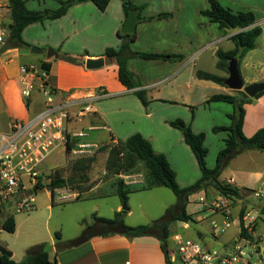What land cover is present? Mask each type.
<instances>
[{"label":"crops","instance_id":"1","mask_svg":"<svg viewBox=\"0 0 264 264\" xmlns=\"http://www.w3.org/2000/svg\"><path fill=\"white\" fill-rule=\"evenodd\" d=\"M23 1L29 10L43 11L58 9L61 1L64 0ZM132 1L141 9H136L140 19L134 33L135 39L130 44L131 50L180 55L179 58L170 60H145L138 57L128 60V69L141 82V88L147 91L150 104L145 107L133 90H129L119 81L118 64L114 57L109 66L99 69L86 68L87 59L102 58L107 55L108 49H118L122 43L128 41L127 38L119 35V33L126 34L121 31L127 20L122 0H116L114 3L110 0L105 11L99 10L93 2L87 1L70 7L68 12L60 18L45 19L43 22L28 25L22 33V39L26 44L24 48L2 51L3 45L0 46V133L9 132L13 120H29L45 108L46 98L42 87L52 91L56 104L66 98H74L76 102H81L78 104L82 105L92 97L94 106L92 113L78 118L76 117L77 107H73L66 121V129L71 136L78 132H83L85 135L74 138L70 142L72 145L70 151L68 146L60 145L49 157L54 154L64 156L67 154L76 160L95 157L94 165L100 157H103L105 159L103 174L107 175L106 162L109 149L126 141L134 134H141L151 142L157 153L167 157L176 172L179 185L185 188L200 179L201 171L194 153L184 141L182 130L173 127L170 122L182 119L195 133H205V146L216 165L217 156L225 146L228 132L214 133L212 131L218 125L214 121L210 123L213 119L209 117L211 110H207L206 105L212 95L234 93V90L226 85L222 86L197 77V71H207L197 67L194 60L196 48L193 45L194 43L204 44L206 48V44L207 46L215 44L212 54L216 55L218 49L225 51L233 49L234 44L230 38L241 30L221 29L217 23L211 22L208 17L202 15L201 11L209 8V0H201L208 1L207 7L205 2L200 4V0ZM220 2L233 12H253L257 19L251 27H261V36H264V0H220ZM164 13L170 16L155 18ZM11 21L10 8L6 19L9 27ZM32 46L43 49L45 53H20L21 50H30ZM50 48L57 56L49 59L46 52ZM256 50L257 45L238 65L241 78L247 85L264 82V49L260 52ZM63 54L77 59L78 62L62 59ZM43 62L50 65L46 82L43 84L41 80L35 79L36 90L32 97L25 101L21 96V67L29 64L41 67ZM219 76L227 78L228 74ZM101 92H105L107 96L101 99L93 98ZM196 96L199 99L197 103ZM192 108H197L196 111L200 114L197 115ZM244 109L242 132L246 137H251L257 130L264 128V93L244 104ZM228 114L230 112H224L225 116ZM207 124L208 127H206ZM230 125L231 121L227 126ZM214 143L213 148L211 146ZM78 144L90 145L89 151L84 154L76 153ZM210 148H212V154ZM56 167L58 166L47 170L42 166L41 173L54 172ZM111 177L114 179L111 183L114 188L112 193L116 195L117 180L122 178L125 186L138 187L144 185L146 171L122 172ZM219 179L236 187L239 196H223L212 187L194 191L189 196L186 206V213L192 216V220L173 221L172 223L177 222L179 225L175 228H170L172 223L169 225L170 238L175 234L181 235L179 232L181 229L190 230L191 226L199 221V210L192 206L198 204L203 209L202 212H205L212 220V230L209 234L196 231L205 247L211 249L213 242L220 243L223 248L217 251L225 253L233 250L238 244L241 210L244 208L245 213L253 209L260 212L264 208V197L255 196L256 191L264 190V152L250 149L235 155L226 161ZM105 185L108 183L95 184L82 194L100 190ZM39 190L38 187L36 192ZM69 190V188L55 189L53 198L51 194L52 202L55 201L58 192ZM200 197H205V202L202 204L199 201ZM77 198L78 196L75 199ZM225 205L228 206L231 224L221 234L216 235L213 223L222 225L225 221L223 213L217 206ZM8 208L13 209L9 206L7 211ZM95 208L98 209V206ZM122 209L121 202L112 207L114 215ZM131 215L132 210L129 208L124 216L125 224ZM217 217H221L220 222L215 219ZM127 225L130 226V224ZM247 233L251 235L249 240H251L252 250L241 264H259L258 260L264 254V215L258 216L253 231ZM53 243L54 240H52L54 248ZM239 244L245 245V242L240 241ZM39 245L36 244V246ZM5 248L8 247L5 246ZM27 250L29 251L30 248ZM12 253L13 259L14 252ZM254 257L256 261H253ZM54 258V261L50 259L53 264H167L161 242L156 234L128 237L115 231L95 233L78 246L55 251Z\"/></svg>","mask_w":264,"mask_h":264},{"label":"trees","instance_id":"2","mask_svg":"<svg viewBox=\"0 0 264 264\" xmlns=\"http://www.w3.org/2000/svg\"><path fill=\"white\" fill-rule=\"evenodd\" d=\"M87 1L93 2L101 11H105L110 3V0H64L61 1L60 7L56 10L32 11L26 7L23 0H9L12 21L10 23V35L8 40L14 44L15 48H24L26 44L22 39V33L28 25L36 22H43L45 19L60 18L68 12L70 7ZM122 1L126 16H128L129 11L131 10H140L139 7L134 6L130 0ZM201 14L208 17L211 22L217 23L221 29L241 30L230 38L234 44L233 49L228 51L218 49L216 52V56L218 57V68L224 70L228 74V65L233 58L238 60L239 65L245 55L256 48V41L262 35V28L259 26L251 27L255 24L257 19L253 12H233L231 9L224 7L220 0H209V8L201 11ZM168 16H170V14L164 13L155 18ZM146 19L149 20L152 18ZM119 35L127 38L128 41L122 43L118 49H108L106 54L116 59L118 64L119 81L129 90H133V93L138 97L141 103L147 107L150 104L147 91L141 88V82L136 75L128 69V60L133 57L145 60H170L179 58L180 55L135 52L132 51L130 47V44L135 39V34L129 35L119 33ZM61 58L70 62H78L77 59L65 54H63ZM41 67L49 73L50 65L48 63H41ZM196 75L201 80L225 86V77L200 70L197 71ZM237 93H240L239 96L236 93L216 94L212 95L208 100V102H226L234 106V112L229 115L231 125L216 126L212 129L214 133H219L221 131L228 132V136L225 139V146L220 150L214 168H209L207 165L208 150L205 146L206 134L203 132L195 133L191 126L187 125L182 119L170 122L173 127L182 130L184 141L194 153L201 171L200 179L189 187L183 188L179 186L176 172L171 167L167 157L164 154L157 153L151 142L145 139L141 134H134L126 141L112 146L109 149V155L106 162L107 175L111 176L122 172L135 173L145 170L146 181L144 185L127 187L122 178L117 180L115 182L116 195L120 198L123 209L120 212H116L114 217L110 219L98 217L96 214H93L95 228H91V225H88L83 230L82 234L73 240L60 242L61 234L56 232L55 237L58 239V242L56 243L57 251L78 246L88 240L91 235L98 232L110 233V231H115L128 237L156 234L161 242V248L164 252L166 263L175 264L171 261L170 256L169 225L173 221L189 222L192 220V216L186 213L189 196L194 191L212 187L223 196L238 197L239 191L236 187L230 186L219 179L226 161L235 155L250 149L264 152V128L257 130V132L251 137H246L242 132V124L245 117L244 104L251 102L254 98H258L264 93V91L258 93L254 98H250L243 91H237ZM67 146L68 151H70L72 145L69 143ZM94 163L95 157L81 158L77 159L72 166L76 173L79 172V176L83 179L82 182L88 181V174L86 173L92 169ZM49 179L50 183L48 186L52 198L54 197L55 189L68 188L73 184V179L62 177L59 170L54 171L53 174L49 176ZM38 187H43L40 182ZM153 187L169 188L177 196V203L167 209L164 218L156 220L152 224L138 226H128L125 224L124 216L129 209L127 205L128 194L137 189H151ZM85 191L86 190H80L78 198ZM6 211L7 206H0V219H2L1 226L3 230L13 233L16 230V221L12 213L4 215V212ZM244 214L245 209L243 208L240 212L241 225ZM82 223L83 225H86L85 220ZM242 238L249 240L251 235H249L246 230L242 229L239 239ZM0 264H53V262L49 258L47 248L42 244L32 247L21 262H16L14 259L0 254Z\"/></svg>","mask_w":264,"mask_h":264},{"label":"rangeland","instance_id":"3","mask_svg":"<svg viewBox=\"0 0 264 264\" xmlns=\"http://www.w3.org/2000/svg\"><path fill=\"white\" fill-rule=\"evenodd\" d=\"M114 2H116V0H113V3ZM130 2L134 6L138 7L132 0H130ZM202 2L205 1H201L200 4ZM205 3L207 7L208 1ZM139 9H141V7H139ZM256 43V51L260 52L264 49V36H260ZM193 46L196 48L194 60L199 69H203L216 75L226 74L224 70L219 69L217 66L218 57L215 54H212L215 44H210V46H207L206 44V48L204 44L199 45L194 43ZM234 93L238 96L240 94L237 93V91H234ZM195 99V102L197 103L199 101L197 96ZM206 108L207 110H211L209 117L213 120H211L210 123L214 121V123L218 126H227V124L230 123L231 119L229 115L234 112V106L232 104L211 101L207 103ZM192 109L195 111L197 110V108ZM226 111L230 112L228 116L224 115V112ZM195 113L197 115L200 114L198 111ZM206 127H208V124ZM211 147L214 148L215 143ZM211 150L212 148H210V152ZM104 161L105 159L103 157L98 159L92 169L86 173L88 174V181L86 182H82L83 179L79 176V172L76 173L74 171L72 166L76 162V159L72 158V156H67V154L66 156L54 154L45 161L43 166L47 170L58 166L53 171L59 170L61 175H65L66 178L69 177L73 179V184L68 187L70 190L65 191L66 193L78 194V192L80 193V190L87 191L93 185L99 183H108V185L103 186L100 190L84 193L77 199L73 196L69 199H61L60 201H57L56 198L58 196L56 195L55 201L52 202L51 191L49 190L48 185L50 183L49 176L52 175L53 172H42L39 182L43 187H39L40 190L38 192L32 191V195L35 199V209L16 213L8 208V211L4 212V215H9L10 213L14 215L16 230L13 233L6 230H0V243L4 247L7 246L8 250L14 252L13 259L16 262L23 261L27 255V249H31V246L35 247L36 244H44L50 253V259L54 261L55 251L57 252L56 243L58 242V239L55 237L56 232L61 234V240H59L60 242H67L79 237L88 225H91V228H95L93 213H96L102 218L110 219L114 217L112 207L119 204L121 200L118 196L112 193V190H114L111 185L114 181L113 177L103 174ZM207 165L209 168H213L215 166V163L210 157V153L207 157ZM176 203L177 196L167 187L151 189L141 188L131 191L128 194L127 205L132 210V215L127 218L126 223L130 224V226L152 224L154 221L164 218L166 216L167 209ZM95 206H98V209H96ZM192 206L199 210L198 215L200 219L191 226L190 230L181 229L179 232L185 238L200 241L204 244L201 238L198 237L196 231L209 234L212 230V220L205 212H202L203 209H201L198 204H194ZM215 219L218 222L221 221V217H217ZM84 220L86 221V225H83L82 223ZM1 222L2 219H0V226ZM177 225H179V223H172L170 228H175ZM52 240H54V248L52 247ZM222 248L223 247L220 243L213 242L211 244V249L220 251ZM53 249H55V251H53ZM253 261H256V257L253 258Z\"/></svg>","mask_w":264,"mask_h":264},{"label":"built area","instance_id":"4","mask_svg":"<svg viewBox=\"0 0 264 264\" xmlns=\"http://www.w3.org/2000/svg\"><path fill=\"white\" fill-rule=\"evenodd\" d=\"M10 11L9 0H0V46L9 38L10 27L6 23ZM48 72L34 64L21 67V96L28 101L36 85L35 79L45 84ZM45 94V108L29 120L15 119L11 123L9 132L0 133V206L12 207V211L20 213L35 209V199L32 191L38 190L41 168L47 158L58 146H67L74 138L83 137V132L71 136L66 129V121L73 107H77L76 117L82 118L94 111L93 99L86 101V104H78L74 98H66L56 104L52 91L42 87ZM101 92L94 99L106 97ZM90 145L78 144L76 153L84 154L89 151ZM58 201L77 197L78 194L58 192ZM258 198L264 197V190L255 192ZM200 203L205 202V197L199 198ZM225 217L222 225L213 223V230L216 235L221 234L230 227L228 206H217ZM259 210L247 211L242 217V225L239 227V234L242 229L247 232L253 231ZM244 241L245 245L239 244ZM169 246L171 261L175 264H241L252 250L250 240L238 239L233 250L222 253L205 247L200 241L183 238L175 234L170 238ZM264 264V254L258 260Z\"/></svg>","mask_w":264,"mask_h":264},{"label":"water","instance_id":"5","mask_svg":"<svg viewBox=\"0 0 264 264\" xmlns=\"http://www.w3.org/2000/svg\"><path fill=\"white\" fill-rule=\"evenodd\" d=\"M139 16L136 10H131L128 13L126 23L122 27L121 31L126 34H134L136 32L137 23L139 21ZM15 46L11 41H7L3 44L1 50L6 51L8 49H14ZM21 54H44L45 51L37 46H32L30 50H21ZM47 58L56 57L57 54L55 51L50 48L46 52ZM113 62V58L109 55H106L102 58L98 59H87L85 62V66L88 69H99L104 66H109ZM224 84L231 90L234 91H243L250 98L256 97V95L262 91H264V82H256L247 86H244V82L241 78L239 68H238V60L233 58L228 65V77L225 79ZM184 129V128H183ZM261 215H264V208L260 211ZM0 229L2 227L0 226ZM0 254L5 255L9 258H12V251L8 250L0 243Z\"/></svg>","mask_w":264,"mask_h":264}]
</instances>
